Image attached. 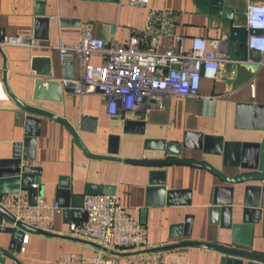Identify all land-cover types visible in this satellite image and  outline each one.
I'll return each mask as SVG.
<instances>
[{
	"label": "crops",
	"instance_id": "obj_1",
	"mask_svg": "<svg viewBox=\"0 0 264 264\" xmlns=\"http://www.w3.org/2000/svg\"><path fill=\"white\" fill-rule=\"evenodd\" d=\"M38 1L43 2L45 16L50 18L47 39L34 40L36 46L0 48V160L10 158L13 144L24 137L26 113L17 100L42 108L59 119L39 117L34 160L25 163L40 169L38 185L43 188V197H38V202H57L61 183L71 185L73 194H81L86 184L112 185L119 203L140 220L149 173H154L157 182L163 180L165 189L174 192V196L169 201L164 197L162 204L146 207L143 224L147 243L144 247L118 248L110 253L128 264L144 251H160L163 255L179 257L181 261L188 259L189 264H217L221 254L215 250L176 246L184 241L231 244L230 230L210 222L208 215L215 187L227 183L199 162L228 175L246 170L223 166L221 155L204 153L201 149L182 148L179 155H167L164 150L153 147L154 143L146 142L181 143L187 132L218 135L223 141H259L262 131L236 127V104H264V66L255 72L241 66L245 58L256 61V55L249 57L245 44L226 39V55L237 63L226 62L216 79L202 77L195 96H165L161 108L119 112L111 116L99 94L78 95L62 84L60 101L32 100L30 63L33 56L48 57L53 78L60 82L70 74L79 76L81 65L78 61L66 66L59 62L56 45L60 40L76 42L84 24H88L96 37L124 43L132 30L143 27L146 17V10L129 5V0H0V33L31 38ZM249 1L264 0H225L226 6L234 11L233 26L244 27ZM149 5L174 12L178 32L185 37V47L189 46L193 36L225 38L223 19L210 14L202 0H149ZM99 61L98 56L90 58L91 63ZM60 120L75 131L78 140ZM110 148H115L117 153H109ZM169 157L196 163L180 161L157 165L125 161ZM187 216L189 235L184 236ZM70 221L72 219L66 218L60 207L52 228L46 233L25 231L24 236L27 234L28 239L26 243L22 241L24 249L14 253L17 261L6 258L4 264H56L58 257L66 253L94 254L99 246L91 240L71 235ZM3 224L10 223L4 219ZM174 226H179L175 232ZM9 241L8 234L0 233L1 247H7ZM250 250L264 256L262 221L255 226Z\"/></svg>",
	"mask_w": 264,
	"mask_h": 264
},
{
	"label": "built area",
	"instance_id": "obj_2",
	"mask_svg": "<svg viewBox=\"0 0 264 264\" xmlns=\"http://www.w3.org/2000/svg\"><path fill=\"white\" fill-rule=\"evenodd\" d=\"M129 5L144 8L146 17L143 27L132 30L126 42L96 37L90 26L84 24L76 42L60 40L56 45L63 66L74 61L81 65L79 76L70 74L61 79V84L78 95L99 94L111 116L161 108L165 96H195L202 77L216 79L226 62L237 63L226 55V38L193 36L185 47V37L178 32L173 11L152 7L149 0H129ZM244 28L247 32H258L248 33L245 46L256 55V62L264 66V1L247 3ZM36 45L32 38L0 33V48ZM92 56H98L100 61L91 63ZM251 91L254 92L253 85ZM0 206L11 214L14 223L21 222L43 231L52 228L59 211L56 201L28 204L25 191L2 194ZM83 208L87 212L86 220L70 221L69 233L91 240L99 247L92 255L63 254L56 264H128L111 254V250L146 245L145 225L131 216L115 195H86ZM27 239L25 234L23 243ZM131 264H189V260L181 261L160 251H144Z\"/></svg>",
	"mask_w": 264,
	"mask_h": 264
},
{
	"label": "water",
	"instance_id": "obj_3",
	"mask_svg": "<svg viewBox=\"0 0 264 264\" xmlns=\"http://www.w3.org/2000/svg\"><path fill=\"white\" fill-rule=\"evenodd\" d=\"M202 3L208 8L210 14L220 16L223 19L222 30L227 40L244 45L248 33H258L255 30L247 32L244 27L233 26L234 11L226 6L225 0H202ZM36 16L35 31L31 38L33 40H46L50 18L45 16L41 1L37 2ZM251 54L249 52V57ZM240 64L253 72L260 68L258 62L247 61L246 58ZM30 70L33 73L32 100L60 101L61 82L53 78L50 59L33 56ZM17 103L21 110L26 113L24 116V137L21 141L13 144L10 158L0 160V196L5 193L25 191L28 204L35 205L38 202V197H43V188L39 186L40 169L25 163L34 160L35 137L39 133L41 122L39 117L59 118L42 108L30 106L19 100ZM60 121L78 140L75 131L65 121ZM126 124H130V122H126ZM235 125L236 127L262 131L260 140L257 142L223 141L222 137L218 135L187 132L181 143L165 142L164 140H149L146 143H154L153 147L164 150L167 155H179L182 148L201 149L204 153L221 155L223 166L246 170V172L228 175L208 166L206 163L199 162L211 169L222 182L227 183L225 186L215 187L212 204L208 208V215L210 222L218 223L221 228L230 230L231 244L184 241L176 244V246H199L215 250L221 254L217 264H264V256L250 250L253 231L260 221H262L264 234V104L237 103ZM109 153L115 154L117 151L115 148H110ZM125 161L157 165L180 161L196 163L192 160H181L174 157L152 161L133 159H126ZM153 174L150 172L148 177L145 207L140 211L141 223H145L146 207L162 204L164 197L169 201V198L174 196V192L165 189L163 180L157 182ZM33 183L37 186L32 187ZM239 184L243 185L240 186ZM114 193V186L112 185L86 184L81 194H73L71 185L61 183L59 184L57 204L59 208H62L66 218L68 216L69 219L83 221L87 218V212L83 208L86 195H114ZM4 219L10 224H3ZM189 226L190 220L187 216L184 220V236L189 235ZM176 228L179 226H174L173 232L176 231ZM25 231L46 233L21 222L14 223L11 214L0 206V233L10 236L7 247L0 246V264H4L6 258L17 261L14 253L20 252Z\"/></svg>",
	"mask_w": 264,
	"mask_h": 264
}]
</instances>
